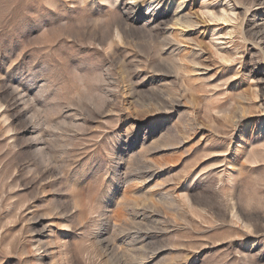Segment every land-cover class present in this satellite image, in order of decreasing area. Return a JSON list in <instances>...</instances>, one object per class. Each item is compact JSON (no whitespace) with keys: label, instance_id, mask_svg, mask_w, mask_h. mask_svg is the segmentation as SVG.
Segmentation results:
<instances>
[{"label":"rangeland","instance_id":"rangeland-1","mask_svg":"<svg viewBox=\"0 0 264 264\" xmlns=\"http://www.w3.org/2000/svg\"><path fill=\"white\" fill-rule=\"evenodd\" d=\"M0 264H264V0H0Z\"/></svg>","mask_w":264,"mask_h":264},{"label":"bare ground","instance_id":"bare-ground-1","mask_svg":"<svg viewBox=\"0 0 264 264\" xmlns=\"http://www.w3.org/2000/svg\"><path fill=\"white\" fill-rule=\"evenodd\" d=\"M227 19H228V15H227ZM177 20H179V19H177ZM229 20V19H228ZM180 21V20H179ZM175 23H178L177 21L175 22ZM183 23V22H182ZM184 23H185V21H184ZM226 60V59H225Z\"/></svg>","mask_w":264,"mask_h":264}]
</instances>
